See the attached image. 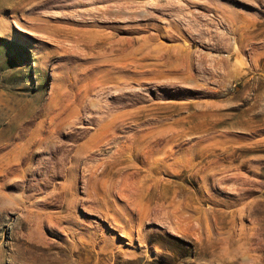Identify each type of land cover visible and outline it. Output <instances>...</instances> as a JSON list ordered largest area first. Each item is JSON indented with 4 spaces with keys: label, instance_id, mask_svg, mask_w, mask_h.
<instances>
[{
    "label": "rangeland",
    "instance_id": "obj_1",
    "mask_svg": "<svg viewBox=\"0 0 264 264\" xmlns=\"http://www.w3.org/2000/svg\"><path fill=\"white\" fill-rule=\"evenodd\" d=\"M0 264H264V0H0Z\"/></svg>",
    "mask_w": 264,
    "mask_h": 264
}]
</instances>
